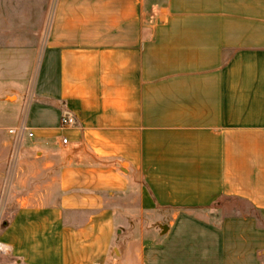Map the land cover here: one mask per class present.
Masks as SVG:
<instances>
[{"label": "crops", "instance_id": "1", "mask_svg": "<svg viewBox=\"0 0 264 264\" xmlns=\"http://www.w3.org/2000/svg\"><path fill=\"white\" fill-rule=\"evenodd\" d=\"M22 124L0 264H264V0H0Z\"/></svg>", "mask_w": 264, "mask_h": 264}, {"label": "rangeland", "instance_id": "2", "mask_svg": "<svg viewBox=\"0 0 264 264\" xmlns=\"http://www.w3.org/2000/svg\"><path fill=\"white\" fill-rule=\"evenodd\" d=\"M54 6L55 0H50ZM19 144L11 143L5 146L0 143V232L4 225L10 220L14 206H8L7 199L12 194V187L18 169ZM232 211V208L246 209L247 205L237 200H225L220 204ZM228 211V212H229ZM86 219H88L86 217ZM117 236L116 230L113 231L111 241Z\"/></svg>", "mask_w": 264, "mask_h": 264}, {"label": "built area", "instance_id": "3", "mask_svg": "<svg viewBox=\"0 0 264 264\" xmlns=\"http://www.w3.org/2000/svg\"><path fill=\"white\" fill-rule=\"evenodd\" d=\"M76 125V121L73 117L64 116L61 119V127L67 128ZM9 133L14 136V144H19L25 136L32 138L34 133L27 128L25 124L20 125L17 128H13L9 130ZM66 143L67 141L64 140ZM11 252V247L7 244L3 243L0 240V255H9Z\"/></svg>", "mask_w": 264, "mask_h": 264}]
</instances>
